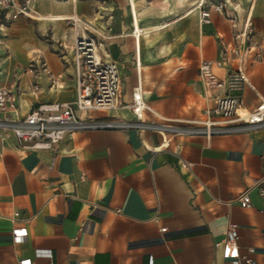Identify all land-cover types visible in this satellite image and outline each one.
Wrapping results in <instances>:
<instances>
[{"label":"crops","instance_id":"0c3cea01","mask_svg":"<svg viewBox=\"0 0 264 264\" xmlns=\"http://www.w3.org/2000/svg\"><path fill=\"white\" fill-rule=\"evenodd\" d=\"M198 2L28 0L29 15L0 22V84L16 104L0 118L23 117L36 101L75 100L76 33L96 38L122 80L120 106L76 110L82 118L133 119L125 104L139 84L145 120L202 119L213 105L202 61L220 78L240 66L246 83L233 90L236 111L253 110L264 97V0H228L221 12L210 8L208 22L200 21ZM72 16L80 27L67 22ZM258 181L264 188V127L209 137L84 128L51 149L24 147L0 128V264L28 257L33 264H228L214 246L228 221L237 223L241 254L264 264ZM246 188L243 207L235 198ZM15 226L27 228L19 243Z\"/></svg>","mask_w":264,"mask_h":264},{"label":"built area","instance_id":"2783aa9c","mask_svg":"<svg viewBox=\"0 0 264 264\" xmlns=\"http://www.w3.org/2000/svg\"><path fill=\"white\" fill-rule=\"evenodd\" d=\"M227 1L199 0L200 21L210 20V8L223 11ZM4 9L6 11L2 13ZM29 11L28 0L21 3L15 0H0V22L3 19H15L20 14L29 15ZM67 22L74 28L80 27L78 19L73 16L67 18ZM236 51L238 52L237 48ZM239 61L241 62V59ZM72 63L76 88V98L73 102L36 101L23 117L0 118V128L12 131L20 145L34 149H51L66 134L84 128H146L160 132L163 136L171 133L201 134L209 137L213 134L249 132L264 127V97L246 114L239 115L236 111L239 96L233 90L246 83V76L240 66L228 72L226 77L220 78L212 71L209 61L201 62L199 75L204 93L213 100V105L205 108L204 118L198 120L162 118L159 121H149L142 118L147 106L139 84L133 88L131 102L125 104L134 114L133 119L78 116L76 110H110L120 106L118 97L122 80L117 63L100 57L98 42L93 35L76 33L72 45ZM215 63L221 66L223 60L218 59ZM218 89H223L224 92L213 94ZM33 91L37 97L36 85H33ZM15 108L14 92L8 86L0 84V112L9 115ZM259 183L256 182L253 187L262 195L264 188ZM249 190L250 188H246L235 198L243 207L250 205ZM16 216L17 212H14L12 218ZM161 229L164 230V227ZM11 234L13 242L19 243L27 235V228L15 226L11 229ZM237 239V223L228 221L223 237L215 241L214 246L221 248L228 264H259L257 260L241 254ZM35 254L50 257L51 252L48 249H37ZM18 263L33 264L29 257L20 259Z\"/></svg>","mask_w":264,"mask_h":264},{"label":"rangeland","instance_id":"374dc122","mask_svg":"<svg viewBox=\"0 0 264 264\" xmlns=\"http://www.w3.org/2000/svg\"><path fill=\"white\" fill-rule=\"evenodd\" d=\"M259 19H261V17H260ZM261 20H262V19H261Z\"/></svg>","mask_w":264,"mask_h":264}]
</instances>
